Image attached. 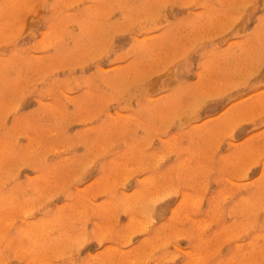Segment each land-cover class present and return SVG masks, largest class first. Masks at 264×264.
<instances>
[{
  "label": "rangeland",
  "instance_id": "1",
  "mask_svg": "<svg viewBox=\"0 0 264 264\" xmlns=\"http://www.w3.org/2000/svg\"><path fill=\"white\" fill-rule=\"evenodd\" d=\"M0 264H264V0H0Z\"/></svg>",
  "mask_w": 264,
  "mask_h": 264
}]
</instances>
